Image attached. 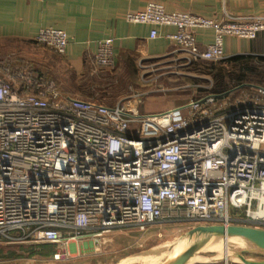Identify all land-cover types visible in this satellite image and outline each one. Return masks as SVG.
Wrapping results in <instances>:
<instances>
[{
	"label": "built area",
	"instance_id": "2783aa9c",
	"mask_svg": "<svg viewBox=\"0 0 264 264\" xmlns=\"http://www.w3.org/2000/svg\"><path fill=\"white\" fill-rule=\"evenodd\" d=\"M127 20L175 27L174 55H183L185 66L226 60V36L253 40L264 31V16L215 20L169 12L155 1ZM199 30L215 33L203 50ZM35 41L64 54L68 36L43 28ZM114 66V39L99 41L90 72ZM257 92L264 96V88ZM259 95L228 104L227 94H209L183 108L143 114L134 100L109 107L65 95L33 64L1 65L0 239L61 245L182 220L264 229Z\"/></svg>",
	"mask_w": 264,
	"mask_h": 264
},
{
	"label": "crops",
	"instance_id": "0c3cea01",
	"mask_svg": "<svg viewBox=\"0 0 264 264\" xmlns=\"http://www.w3.org/2000/svg\"><path fill=\"white\" fill-rule=\"evenodd\" d=\"M152 1L163 3L169 12L186 11L215 20L224 19L226 14L235 17L264 16V0H0V41L34 42L43 28L64 30L68 36L66 52H54L69 68L73 81L62 84L57 78L56 82L68 95L92 100L94 98L89 96L93 94L91 91L101 88V82L104 83L108 74L117 76L128 70L134 73L141 62L175 56V42L170 37L177 31L175 27L134 24L127 20L129 12L142 10ZM152 30L158 33L154 38L151 37ZM106 38L114 39L115 66L98 75L92 74L90 68L97 43ZM214 38L213 30L197 32V42L202 50L213 43ZM224 51L227 59L251 56L264 63V31L253 40L226 36ZM245 86L250 87L248 90L251 92L256 87L249 83ZM168 91L171 90L166 89ZM156 100L148 99L143 105L142 101L138 104V100H134V104L138 111L148 104L152 110L139 112L155 114L183 108L194 99L184 98L172 105Z\"/></svg>",
	"mask_w": 264,
	"mask_h": 264
},
{
	"label": "rangeland",
	"instance_id": "374dc122",
	"mask_svg": "<svg viewBox=\"0 0 264 264\" xmlns=\"http://www.w3.org/2000/svg\"><path fill=\"white\" fill-rule=\"evenodd\" d=\"M182 57L183 55L176 54L170 58L147 61L134 73L128 70L117 76L108 74L104 83L101 82L103 86L91 91L93 94L89 96L94 98L93 101L110 107L119 103L129 104L132 100H138V104L142 101L143 105L148 99L154 98L164 105H172L184 98L200 99L213 94L211 93L214 88L213 74L209 70L201 69L204 62L198 61L185 66ZM8 63H30L40 74L50 79L56 81L58 78L62 84L73 81L70 79L69 68L62 63L60 56L50 47L35 41H0V66ZM251 65V68L264 70V63L260 61H255ZM166 89L171 91L166 92ZM257 90L258 86L254 87L253 92L243 86L232 89L227 94L226 101L228 104L235 100L243 101L246 96L250 98L252 94L259 95ZM61 91L68 95L67 91L63 89ZM152 91L156 93L152 94ZM135 94L138 96L134 97ZM259 97H262L261 101L264 103V96ZM142 109L139 111L148 112L153 107L146 104ZM202 226L210 225L199 221L182 220L159 222L143 230L137 227H124L99 237L89 235L61 245L50 244L53 250L50 256L31 254V250H39L38 247L44 244L32 240H18L16 237L14 240L0 239V264H161L178 237ZM218 243V240L214 242L216 245ZM230 247L232 250L241 249L242 245L230 241ZM11 252L16 256L10 257ZM217 255L218 252L206 251L190 259L211 258ZM245 256L259 258L249 252L245 253Z\"/></svg>",
	"mask_w": 264,
	"mask_h": 264
},
{
	"label": "water",
	"instance_id": "95a60500",
	"mask_svg": "<svg viewBox=\"0 0 264 264\" xmlns=\"http://www.w3.org/2000/svg\"><path fill=\"white\" fill-rule=\"evenodd\" d=\"M216 240H222L221 246H214L218 255L196 263L214 264L229 260L234 264H264V229L245 225H210L190 231L174 241L161 264H196L192 263L190 257L209 251ZM230 241H236L242 248L230 249ZM225 243L229 252L226 257L223 255ZM248 252L259 258L246 257L245 253Z\"/></svg>",
	"mask_w": 264,
	"mask_h": 264
},
{
	"label": "trees",
	"instance_id": "16d2710c",
	"mask_svg": "<svg viewBox=\"0 0 264 264\" xmlns=\"http://www.w3.org/2000/svg\"><path fill=\"white\" fill-rule=\"evenodd\" d=\"M204 62L201 69L209 70L213 74L214 85L211 93L221 95L228 94L232 89L249 83L254 86L264 87V70L251 68L255 59L251 56H235L219 62ZM251 68V70H249ZM243 86V85H242ZM246 87V86H245ZM250 87H246L249 89ZM39 250H31L32 255L50 256L53 254L52 246L44 244ZM16 256L14 252L10 257Z\"/></svg>",
	"mask_w": 264,
	"mask_h": 264
},
{
	"label": "bare ground",
	"instance_id": "6f19581e",
	"mask_svg": "<svg viewBox=\"0 0 264 264\" xmlns=\"http://www.w3.org/2000/svg\"><path fill=\"white\" fill-rule=\"evenodd\" d=\"M219 243L216 245V244H213L212 247H210V249H208L209 251H214V252H218V250H214V246H221V241L222 240H218ZM224 241V240H223ZM226 247V248H225ZM225 247H224V250H223V255L226 257L227 254L229 253L228 252V245L225 243ZM228 252V253H227ZM209 260V258H200V259H194L192 260V263H196V262H204V261H207Z\"/></svg>",
	"mask_w": 264,
	"mask_h": 264
}]
</instances>
